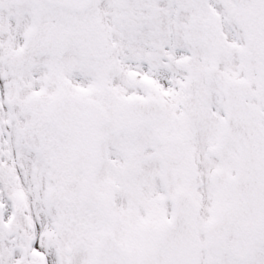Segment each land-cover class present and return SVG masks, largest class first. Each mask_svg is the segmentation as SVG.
I'll return each instance as SVG.
<instances>
[{
    "label": "snow or ice",
    "instance_id": "6c2138e0",
    "mask_svg": "<svg viewBox=\"0 0 264 264\" xmlns=\"http://www.w3.org/2000/svg\"><path fill=\"white\" fill-rule=\"evenodd\" d=\"M0 264H264V0H0Z\"/></svg>",
    "mask_w": 264,
    "mask_h": 264
}]
</instances>
